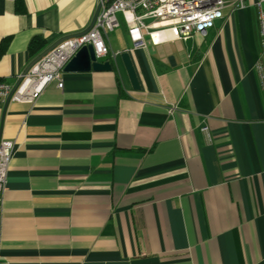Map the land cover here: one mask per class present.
<instances>
[{"label":"crops","instance_id":"0c3cea01","mask_svg":"<svg viewBox=\"0 0 264 264\" xmlns=\"http://www.w3.org/2000/svg\"><path fill=\"white\" fill-rule=\"evenodd\" d=\"M99 2L0 0V79L85 31ZM248 12L145 47L119 14L99 60L110 71H63L33 103L0 101V140L14 143L0 264H264V51Z\"/></svg>","mask_w":264,"mask_h":264},{"label":"built area","instance_id":"2783aa9c","mask_svg":"<svg viewBox=\"0 0 264 264\" xmlns=\"http://www.w3.org/2000/svg\"><path fill=\"white\" fill-rule=\"evenodd\" d=\"M248 4L256 10L260 44L264 51V0H103L89 30L64 37L37 61L33 59L16 75V83L0 79V101L33 103L49 85L61 88L64 66L83 46L91 45L97 60L107 57L110 51L106 37L120 26L119 14L127 25L133 46L145 47L147 39L157 44L186 39L193 34L205 35L217 21L227 20L234 11ZM117 54L111 53V56L115 58ZM257 69L263 80L262 65L258 64ZM201 130L209 141L208 127L203 126ZM13 150V141L0 140V229L7 171Z\"/></svg>","mask_w":264,"mask_h":264},{"label":"water","instance_id":"95a60500","mask_svg":"<svg viewBox=\"0 0 264 264\" xmlns=\"http://www.w3.org/2000/svg\"><path fill=\"white\" fill-rule=\"evenodd\" d=\"M103 0H100L98 7L95 11L93 20L89 27L86 29L89 30L98 13L101 8V3ZM61 40H59L54 45L48 47L47 49L43 50L35 59L34 61H37L39 58H41L43 55H45L49 50H51L53 47H55ZM120 59L123 64V67L127 73V76L129 78V81L131 83V86L133 89H138V80L135 74V71L133 69L129 53L123 52L120 54ZM112 69V64L110 61H99L96 59L93 48L91 45H86L81 47L75 55L66 63V65L63 68L64 72H88V71H110Z\"/></svg>","mask_w":264,"mask_h":264},{"label":"trees","instance_id":"16d2710c","mask_svg":"<svg viewBox=\"0 0 264 264\" xmlns=\"http://www.w3.org/2000/svg\"><path fill=\"white\" fill-rule=\"evenodd\" d=\"M45 47V40L41 36H34L29 44V53L34 56Z\"/></svg>","mask_w":264,"mask_h":264},{"label":"rangeland","instance_id":"374dc122","mask_svg":"<svg viewBox=\"0 0 264 264\" xmlns=\"http://www.w3.org/2000/svg\"><path fill=\"white\" fill-rule=\"evenodd\" d=\"M248 3V2H247ZM244 8H246V9H249V16H251L250 18H251V23L253 24V23H255L254 22V19H256V10H255V8L254 7H252V6H249V4L246 6V7H244ZM243 8V9H244ZM238 10H241V9H238ZM255 25V24H254Z\"/></svg>","mask_w":264,"mask_h":264}]
</instances>
